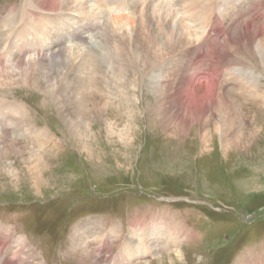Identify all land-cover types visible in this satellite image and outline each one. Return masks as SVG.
I'll list each match as a JSON object with an SVG mask.
<instances>
[{
    "label": "rangeland",
    "instance_id": "1",
    "mask_svg": "<svg viewBox=\"0 0 264 264\" xmlns=\"http://www.w3.org/2000/svg\"><path fill=\"white\" fill-rule=\"evenodd\" d=\"M33 1L0 0V14ZM163 1L110 12L108 34L106 19L73 26L82 40L66 30L78 13L59 11L63 46H30V37L22 55L23 71L46 77L40 87L20 81L15 56L2 54L0 101L22 108L31 127L17 133L0 119L3 264H264V0H209L200 10L172 0L176 12H153ZM193 11L212 23L199 43L186 31L201 26L188 21ZM150 24L175 31L149 66L132 63L123 82L111 60L100 73L81 67L90 52L115 50L112 30L130 48ZM8 74L15 81L2 84ZM80 78L92 86L79 89ZM62 83L74 89L69 110L54 98ZM86 224L94 235L78 242ZM153 225L163 234L154 253L120 263L124 244L140 249Z\"/></svg>",
    "mask_w": 264,
    "mask_h": 264
},
{
    "label": "bare ground",
    "instance_id": "2",
    "mask_svg": "<svg viewBox=\"0 0 264 264\" xmlns=\"http://www.w3.org/2000/svg\"><path fill=\"white\" fill-rule=\"evenodd\" d=\"M55 1L57 2L56 4H55ZM55 1L54 0H36V2L35 1L30 2V4H28L29 2H27L25 4V7L22 8V12H19L18 14L16 12H10L7 15V17H2V15L0 14V58L3 57L2 54H5V57L8 54H9L8 56H11V55H12V57L15 56L14 58H16V61H17V64L16 63L15 64L18 66V68H20L19 72H21L20 73V77H21L20 81H23L24 83H27V84L29 83L31 85H35V86L40 87L43 84V81L46 80V77L43 75V73L40 70L33 69L31 74H29L28 71H23V66H24L23 60L24 59H23L22 55L24 53H26V50L28 49V48H25L26 44L28 42V38H30V37L34 38V40H32V43L30 45V46H34V47L35 46H41L40 48H43L44 44L47 43L48 41H50L51 42L50 44H52V45H54L56 43H60L59 46H56V49L63 46L62 42H63L64 36L62 33V29L67 24L65 23L64 16L62 15L63 13L59 12V11H63V10L68 11V10L74 9V11H76L78 13V15H77L78 17H74V16L70 17V19L72 20V26L66 27L67 28L66 30L69 32L67 34L69 36H71L72 38L81 39L79 34L76 33L77 32L76 30H80V29L85 30L86 28H88V29L92 28L95 21H99L100 19L101 20L106 19L105 31L107 32V30H109V24H110V22L108 20V16H109L110 12H127V11H129V9H134L137 5L136 2H134L135 0H79L78 4L76 5V8H71V7H74V4H73V2L70 3L71 1L69 2V0H55ZM152 1L153 0H151V2ZM181 1L184 2L185 5L188 4L189 6H191L192 9L193 8L199 9L200 6L204 7L205 3L208 2L209 0H181ZM138 2H139V0H138ZM171 2H172V0L171 1L164 0L163 2L158 3L159 5H156L153 8V12H172L174 10L173 9L174 7L172 5L173 2L172 3ZM189 2H191V3L189 4ZM31 3H34V6L32 9L30 8ZM115 4L117 5L118 8L114 7ZM198 4H200L199 7H197ZM110 6H112V8ZM150 6H152V4ZM191 8H190V10H191ZM113 9H115V10L117 9V10L115 11ZM195 11H193L191 13H195ZM173 12H176V11H173ZM201 12H202V10H201ZM191 13L187 17V18H189L188 21L190 23H193V24L199 23L201 26L198 29V27L196 28V27L188 24L186 31H187V34L192 38V40L194 39V41L199 43V41L202 39V37L206 36L205 38H208L210 36L209 35L210 34L209 26L212 23L207 26L205 23L206 21L204 22L205 24L203 23V21L205 20V16H203L204 14L199 13L197 15L198 11L195 14H191ZM163 16H164V13H163ZM15 17H17V20H15ZM167 17H168V15H167ZM209 23H210V21H209ZM213 23H214V21H213ZM183 24L185 25L186 23H183ZM150 25H152V24H150ZM215 25L216 24H214V27H215ZM49 26L51 28H49ZM73 26H76L77 29L75 30V28ZM149 28H151V26ZM153 28L154 27L152 25V29L149 30V33H150L149 35H145V37H143V38L134 39L132 47H130V48L127 46V44L123 40H117L118 37L116 35V32L112 30L108 36V39H107L109 42L106 40L107 41L106 44L108 45V43H110V41H113L115 44V50L112 51L111 54L109 52H107V54H105L104 57H101L100 55L94 56L95 54L93 52H90L89 54H91V55L87 54L89 56H86V58H84L83 63H81L83 65L81 67L85 68L84 70H86L87 72L92 71V73H96V72L100 73L101 68H102V64L111 60L113 63L117 64V66H118V69L114 72L115 77H117V80H119L120 82H123V79L126 76L128 69L130 68L132 63L139 64V61H141V62H145V64H147L149 66L148 62L151 63V61L153 59H155V55L157 56V59L159 57L158 54L156 53L157 47L162 48V46H164L166 48L167 46H169L171 44V42H172L171 39L173 37L172 33L175 31L173 27L170 26V28H169V26H166V25L162 26L161 25L158 30H156V28H154V31H152ZM110 29H111V26H110ZM223 30H225V29H222V31ZM52 31H56V34L53 37L51 36ZM220 32H221V30L220 31L217 30L216 34H218ZM106 34H108V32ZM216 34H215V36H217ZM14 45H18V47L17 46L14 47V48H18L17 54H14L15 52H13V50H12ZM202 45H203V43L200 42V44L198 46H196V50H199L202 47ZM173 49L174 48H172V50ZM169 50H171V49L167 48L166 53H165L168 56H170ZM182 52H183L182 54H184V51H182ZM102 54H104V53H102ZM58 55H61V54H56L54 58L57 59ZM74 55H75V53H74ZM178 59H180V58H178ZM2 60L0 59V63H2ZM165 65H167V64H165ZM153 66H154V64H153ZM137 70L138 69L136 68V71ZM129 71H130V69H129ZM209 76L215 80L216 72L210 73ZM13 78H14L13 75L8 74L7 77L3 79L2 84L7 85L9 82L15 81ZM214 80H211L212 82L210 81L211 84L209 86L214 87V85H215ZM93 81L94 80H92L90 78H86V79L84 78V80L82 78H80V79L76 80L75 85L79 89L84 90L85 88L88 89L89 87H91ZM208 84H209V82H208ZM71 92L74 93V89L71 90V88L69 86H65L63 83L61 85L60 84L57 85V90L53 91L54 98L56 100H58L57 101L58 105H60L62 109L69 110V108H70L69 106L71 105L70 104L71 99L74 96V94H73V96H70ZM23 111L24 110L20 107L7 105L6 102L0 101V119L2 121L5 120L4 123L10 121L11 123L16 124V128L18 131L17 133L23 132L28 127V123L26 121L25 114ZM28 131L30 134L31 127L27 129V132ZM93 230H94V232L96 230V226H94V224L93 225L86 224V225L82 226L81 228H79L77 230V234H76V236H74L75 240H77L78 242L81 239H82L81 241L87 240V238H89L88 236L90 234H93ZM156 230L157 229L153 225L152 227H149L143 233L144 245H143V247L141 246L140 249L137 245L138 240L136 242H134V240H132V239L130 241L128 240V242L124 244V247L122 250V255H120V258H119L120 263L127 262L126 261L127 258L129 261L133 260V259L137 260L139 258L138 257L139 254L143 253V255H145V254L149 253V251L152 248H154L153 244H152L154 239H158L160 236L163 235L162 233H160L159 231H156ZM96 234H98V233H96ZM138 235L136 236L137 239L139 238ZM99 237H100V235H99ZM173 237H175V236L173 235ZM100 239L103 240L102 237ZM1 244H2V242H0V245ZM134 244H135V248H134ZM0 249H1V247H0ZM144 251L146 253H144ZM154 251H150V253L151 252L154 253ZM136 254H137V257H136ZM0 259H1V257H0ZM105 260H107V259H105ZM101 262L102 261H100L98 259L97 264H100ZM113 263L116 264V262H113ZM0 264H3V262L0 261Z\"/></svg>",
    "mask_w": 264,
    "mask_h": 264
}]
</instances>
